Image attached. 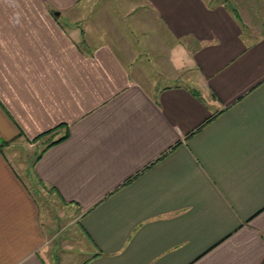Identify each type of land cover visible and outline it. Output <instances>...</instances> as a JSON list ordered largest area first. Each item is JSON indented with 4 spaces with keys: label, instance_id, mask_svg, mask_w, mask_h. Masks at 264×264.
<instances>
[{
    "label": "crops",
    "instance_id": "0c3cea01",
    "mask_svg": "<svg viewBox=\"0 0 264 264\" xmlns=\"http://www.w3.org/2000/svg\"><path fill=\"white\" fill-rule=\"evenodd\" d=\"M143 1L125 39L86 0H0V264L59 237L60 264H264V38Z\"/></svg>",
    "mask_w": 264,
    "mask_h": 264
},
{
    "label": "rangeland",
    "instance_id": "374dc122",
    "mask_svg": "<svg viewBox=\"0 0 264 264\" xmlns=\"http://www.w3.org/2000/svg\"><path fill=\"white\" fill-rule=\"evenodd\" d=\"M86 1V4H83V10L81 14L83 15V17H87L83 21V24L87 25L89 21L97 20L101 24L105 23L106 25H108L109 28H111L113 31L119 32V34H121L125 39H128V26L132 21V17L137 16V14H139L143 10L142 4L144 3L143 0ZM210 1H213V3L215 4H223L222 1L224 0ZM224 2H226L227 4L230 3L231 6L236 8V11L239 15V20H237L242 25L243 32L245 37L247 38L248 45L255 44L256 41L261 38H264V0H225ZM132 8L134 10H132ZM231 14L234 17L232 12ZM143 61L144 60H139L138 62L142 63ZM151 63L152 64L149 67L153 76L154 68L157 63L153 60H151ZM153 77H155V75ZM38 151H40L39 148ZM21 153H19L20 158L25 156L29 162L32 161L33 152L24 151L22 154ZM37 194L42 214L43 216L46 215L47 219L49 218L52 225V229L54 228L53 230L56 232L58 229L61 228L62 225H66L69 220L64 219L60 223V220L56 216L61 213L62 207L53 202L52 199L48 197L42 190H39ZM66 234L67 233H64L63 236H67ZM59 240L60 237L57 238L54 242L55 246H58L56 247L57 249L54 253L56 264L57 262L60 264L59 255L61 253L60 251L62 246L58 245ZM66 252L71 253L74 256L73 263L77 264L81 261L82 256L78 254L77 247H75L71 252Z\"/></svg>",
    "mask_w": 264,
    "mask_h": 264
},
{
    "label": "trees",
    "instance_id": "16d2710c",
    "mask_svg": "<svg viewBox=\"0 0 264 264\" xmlns=\"http://www.w3.org/2000/svg\"><path fill=\"white\" fill-rule=\"evenodd\" d=\"M224 1H225V0H224ZM224 1H222V3L225 5V7L228 8L229 11L233 13V15H234V17H235L236 19H238V18H239V15H238V13H237V11H236V8L233 7V6H231L230 3L227 4V3L224 2ZM238 20H239V19H238Z\"/></svg>",
    "mask_w": 264,
    "mask_h": 264
},
{
    "label": "water",
    "instance_id": "95a60500",
    "mask_svg": "<svg viewBox=\"0 0 264 264\" xmlns=\"http://www.w3.org/2000/svg\"><path fill=\"white\" fill-rule=\"evenodd\" d=\"M57 264H59V263L57 262Z\"/></svg>",
    "mask_w": 264,
    "mask_h": 264
}]
</instances>
